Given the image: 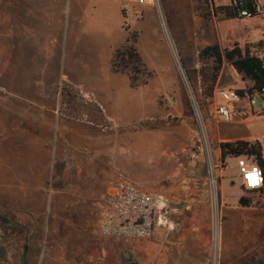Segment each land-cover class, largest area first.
Returning <instances> with one entry per match:
<instances>
[{"label": "rangeland", "instance_id": "1", "mask_svg": "<svg viewBox=\"0 0 264 264\" xmlns=\"http://www.w3.org/2000/svg\"><path fill=\"white\" fill-rule=\"evenodd\" d=\"M230 2L160 0L159 10L126 13L110 0H0V25L53 28V40L21 56L11 30L0 32V264H16L19 245L36 259L48 250L51 264L92 263L100 252L109 264H264V193L246 190L238 158L219 154L236 131L264 135V115H253L264 99L228 105L221 121L217 94H194L189 79L199 89L191 70L212 65L199 51L217 42L214 25L229 37L222 49L261 52L264 11L220 22L212 7ZM131 35L146 81L134 89L111 69ZM219 75V87H251L225 61ZM119 183L167 200L172 228L148 240L103 236L102 200Z\"/></svg>", "mask_w": 264, "mask_h": 264}, {"label": "built area", "instance_id": "2", "mask_svg": "<svg viewBox=\"0 0 264 264\" xmlns=\"http://www.w3.org/2000/svg\"><path fill=\"white\" fill-rule=\"evenodd\" d=\"M127 9L154 7L159 10L160 0H110ZM232 5H236L233 0ZM237 17L242 19L252 18L247 10L236 11ZM262 13L260 5H256V17ZM264 63V55H258ZM232 68L235 76L236 70ZM264 95L261 92L241 95L235 89H219L217 96L221 103L215 108V113L221 121H230L231 114L228 105L233 107L245 102L248 108H252L255 101L254 95ZM264 161V144H262ZM197 160L198 154H192ZM238 173L243 187L248 191H255L264 186V167L253 162H248L246 157H239L237 162ZM175 212L171 204L162 197L149 193L132 183L120 184L112 193L105 196L101 204L100 230L103 236L114 239H150L156 228H172L170 216Z\"/></svg>", "mask_w": 264, "mask_h": 264}, {"label": "trees", "instance_id": "3", "mask_svg": "<svg viewBox=\"0 0 264 264\" xmlns=\"http://www.w3.org/2000/svg\"><path fill=\"white\" fill-rule=\"evenodd\" d=\"M233 0L227 6L212 7L215 17L219 20L242 19L237 17L236 11L247 10L251 17L256 16V0H236V5H232ZM134 35L127 37L125 44L116 49L111 60V69L116 73H126L128 75L129 87L134 89L146 84V81L138 82V76L142 73L139 65L141 59L130 41L134 40ZM199 57L209 58L212 65L203 67L198 70H191L192 75L198 78L199 89L196 87V80L190 77L191 86L194 94L201 90L205 97H212L216 83L219 78V72L224 61L229 63L238 74L251 83L247 91L238 90L241 95L245 92L253 94L261 92L264 89V63L263 61L248 48H241L238 43H231L228 47L221 48L217 43H209L199 51ZM264 99V95H262ZM264 115V110L260 113ZM220 159L226 157L239 158L246 157L250 162L264 167L262 144L255 140H236L227 141L219 144ZM259 192L264 193L263 188ZM239 204L245 205L247 201L244 198L239 199Z\"/></svg>", "mask_w": 264, "mask_h": 264}, {"label": "crops", "instance_id": "4", "mask_svg": "<svg viewBox=\"0 0 264 264\" xmlns=\"http://www.w3.org/2000/svg\"><path fill=\"white\" fill-rule=\"evenodd\" d=\"M256 1H257V5L261 6L262 12H263L264 11V0H256ZM116 5L118 7V10H122L123 12H126V13L130 12L131 10L137 9V8L127 9L125 11L120 5H118V4H116ZM257 19H256V22H259L262 25H256V27L261 26V29L263 30V32L260 33L259 38L257 39V46H258V48L262 49L261 52L258 53L257 48H256V55L258 56V55H264V18L258 19V20ZM219 21L225 22V20H219ZM226 21H228V20H226ZM214 27L216 29V41L217 42H212V43H217L221 47V45H222L221 43L224 40L227 41V39H229V37H227V38L222 37V35L220 34L221 25H214ZM52 29H53L52 25H34V26H31V25H11V28H10V25H0V32L4 33V35H5V33L9 34V31L11 30V33H12L11 36L13 39V44L15 45V47L13 49V55H15V56H21L22 55L21 53L24 51V50H22V47H24V46H28L26 50H31L33 47H36L41 42H43L42 40L46 41L47 38H49L50 40H53V36L51 33ZM4 35L1 34L0 36L2 37ZM229 42H230V40H229ZM226 43H223L224 48L229 46V45H227L228 43L227 44ZM239 46L241 47V45H239ZM219 89H235V90H237V89H239V87H235V88H233V87H219V78H218V81H217L215 89H214V95L217 94V91ZM220 103H221V101H220ZM244 104H245V102H244ZM233 111H234V109H233ZM261 112L256 113V114L254 113L253 115L257 116ZM249 133L252 134L251 132H249ZM232 135L234 136V138H233L234 141H236V140H250V141L257 140L261 144H264L261 141V138L264 139V135L255 134L256 136L255 135L251 136V135L245 134L241 130H240V132L236 131V133L232 134ZM219 154H220V150H219ZM120 184H122V183H119L118 185H115L113 187H107V191L105 193V196L112 193ZM100 213H101V208H100ZM156 229L154 232H156ZM108 247L110 248V246H108ZM33 251H34V247H32L31 245H19L17 252H16L17 253L16 264H40V263L51 264L54 261V258L51 257L52 253L48 252V250H44V251H43V249L40 250V252H39L40 256L37 259L34 256ZM109 252H110L109 250L107 252H105L106 256L108 255L107 253H109ZM97 254L98 255L96 256V258H92V261H93L92 263H84V260H85L84 259L80 262V264H109V263H106L104 261V257L102 256L101 252L97 253ZM60 264H69L68 259L66 257L60 258Z\"/></svg>", "mask_w": 264, "mask_h": 264}, {"label": "water", "instance_id": "5", "mask_svg": "<svg viewBox=\"0 0 264 264\" xmlns=\"http://www.w3.org/2000/svg\"><path fill=\"white\" fill-rule=\"evenodd\" d=\"M186 80H187V78H186Z\"/></svg>", "mask_w": 264, "mask_h": 264}, {"label": "bare ground", "instance_id": "6", "mask_svg": "<svg viewBox=\"0 0 264 264\" xmlns=\"http://www.w3.org/2000/svg\"><path fill=\"white\" fill-rule=\"evenodd\" d=\"M184 76V75H183Z\"/></svg>", "mask_w": 264, "mask_h": 264}]
</instances>
